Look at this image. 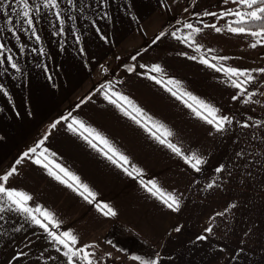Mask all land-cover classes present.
<instances>
[{"label":"crops","instance_id":"1","mask_svg":"<svg viewBox=\"0 0 264 264\" xmlns=\"http://www.w3.org/2000/svg\"><path fill=\"white\" fill-rule=\"evenodd\" d=\"M61 1V9L66 12L64 33H59V21H53L52 16L46 22H36L40 41L27 31L19 40L17 34L12 46L0 38L11 49V53L4 52L5 58L11 54L21 69L17 73L7 61L0 65V84L8 90L5 95L0 89V177L13 166L18 169L6 185L28 191L35 203L54 212L61 225L57 229L50 224L53 230L71 229L81 245L95 241L96 264H139L130 254L146 256L148 249L160 254L161 264L260 261L264 256V166L257 162L251 167L253 175L243 185L240 169H234L233 178L222 179L211 189L207 184L219 176L215 172L218 164L226 163L240 147L248 153V160L264 152V140L260 139L264 137V123H254L264 122V84L260 82L264 74L252 73L256 80L247 87L253 97L245 103L247 96L225 83L224 73L191 59L203 53L209 59L228 57L227 61H218L228 66L264 67V45L253 48L250 36L227 29L218 33L205 27H224L232 18L217 17L220 10L236 6L233 0H108L106 5L100 0H76L75 10L67 0ZM205 11L217 16L193 14ZM68 15L75 19L68 20ZM185 23L202 29L195 35L203 45L200 53L171 35L177 29V36L190 31L183 27ZM96 27L107 39L96 32ZM161 32L165 34L157 40ZM77 35L81 37L79 42ZM21 44L24 51H20ZM80 47L85 48L83 53ZM156 63L164 69L163 75L180 80L195 95L235 116L236 122L247 120L249 127L234 122V131L225 137L211 133L210 126L181 100L150 79L156 73L143 65ZM109 83L113 90L130 96L154 119L167 125L174 133V142L183 149L203 154L207 160L203 170L196 173L109 103L103 95ZM233 95L238 100H232ZM69 115L79 116L105 134L132 163L144 169L146 180L155 179L180 195V211L165 207L135 177L69 131L60 119ZM57 121L55 128L50 127ZM45 135L48 139L44 146L56 153L54 159L75 171L97 193V201L116 209V216H104L94 203L50 177L29 158L31 153L23 156ZM234 200L239 201L238 208L224 212ZM221 212L223 216L216 215ZM0 216V264H64L62 252L52 246L39 226L13 211ZM210 217L215 220L214 234L208 240L197 241L196 237L213 223ZM249 228L252 232L245 236ZM239 249H244L241 259L233 261L230 253Z\"/></svg>","mask_w":264,"mask_h":264},{"label":"snow or ice","instance_id":"2","mask_svg":"<svg viewBox=\"0 0 264 264\" xmlns=\"http://www.w3.org/2000/svg\"><path fill=\"white\" fill-rule=\"evenodd\" d=\"M82 2L83 0H81V3ZM100 3L106 5L108 0H100ZM233 3L236 5L234 8L222 9L219 11L217 18H232L228 20L224 27H219L216 24H205V27H211L218 33L227 29L228 32L233 34H245L250 36L253 38V43L251 45L253 48L257 45H264V0H233ZM67 4L71 6L72 10H75L77 7L76 0H67ZM43 9H47L52 13L54 18L59 21L58 31L59 33H64L66 31L64 27L66 23V12L61 10L59 0H2V3H0V12L3 13L7 20V30L13 34L18 30L30 32L37 41L41 40V36L37 34L36 22L43 18ZM81 11L83 12L84 9L81 8ZM193 14L217 16V13H210L207 11ZM104 15L107 16V12H105ZM67 19L72 20L75 19V17L68 15ZM95 23L96 22L93 21V24ZM183 27L190 31L181 33L177 36V33L180 31L177 29L173 31L171 35L182 40L183 43L189 45V47L194 48L197 53H200L203 45L196 41L195 35L201 33L202 29L194 26L193 23H185ZM95 30L101 33L104 39H107V36L101 32L99 27H96ZM164 34V32H161L156 39L159 40ZM16 39L19 40V36H17ZM80 40L81 37L77 35L76 41L79 42ZM32 50L36 51V49ZM5 51L11 53L10 48H6L3 43H0V65H4L5 61H7L11 69L19 73L21 71L20 65L11 54L7 55L5 58ZM20 51H24L23 44L20 45ZM40 51L43 52V48H41ZM79 51L83 53L85 48L80 47ZM209 51H211V49H209ZM180 54L187 55V53L183 52ZM133 59H135V57H133ZM191 59H199L201 63L224 73L226 76L225 83L231 84L240 94L247 96V100L244 101L245 103L251 102L253 97V93L249 91L247 87L256 80V77H254L252 73L258 72L264 74V67L250 69L247 67H234L218 63V61L221 60L227 61L228 57L226 56H214L209 59L203 55V53H200L199 56L193 55ZM214 60L217 62L214 63ZM143 67H150L152 71L156 73L150 75V79L163 85L172 96L181 100L183 104L191 110L193 115L210 126L211 133L225 137L234 131L236 126L234 123L236 122L235 116L223 112L213 103L195 95L192 91L183 87L180 80L163 75L164 69L160 64L156 63L150 66L143 65ZM128 71H133V68H128ZM143 75H149V73H143ZM49 79H51V77H49ZM260 82L264 84V78H262ZM0 89L4 91L5 95H8V90L4 84H0ZM257 91H259V89H257ZM103 95L104 98L108 100L109 103L115 105L124 116L143 127L155 141L164 145L178 157L182 158V160L196 173H200L203 170V166L207 164L205 156L197 151L183 149L179 143L174 142L173 131L167 125L149 115L145 109L130 96L125 95L121 91L113 90L111 83L108 84ZM231 99L238 100V96L233 95ZM60 119L65 121L69 131L77 134L82 140L87 142L91 148L98 150L107 160L121 168L128 176L135 177L146 192L159 199L165 207L176 212L180 211V195L164 188L155 179L146 180L144 178V169L132 163L130 157L117 148L105 134L91 124L86 123L79 116L69 115L67 118L61 117ZM58 122L59 121L51 124L50 127L55 128ZM236 123L242 128L249 127V122L247 120H241ZM254 123L256 125H261L264 122L255 120ZM47 139L48 136L45 135L34 144L33 147L28 148V150L23 153V156L29 157L31 153L29 158L33 160L36 165L42 166L50 177H53L56 181L71 188L90 203H94L96 208L104 216H116V209L108 203L97 201V193L85 183L75 171H72L69 167L65 166L64 163H59L54 159L56 153L44 146V141ZM237 139L239 140L240 137L237 136ZM260 139L264 140V137H260ZM247 157L248 153L243 147H240L238 151H234L233 156L229 158L226 163L218 164L215 172L218 173L219 176L213 179L211 183H208L207 187L211 189L217 185L218 181L233 178L234 169L241 170L239 173L240 184H246L249 177L253 175L249 169L257 162L261 166H264V152H262L257 159L248 160ZM16 163L18 164L19 161H16ZM229 164L233 166L231 169L229 168ZM225 172H227V176L224 175ZM14 174H18V169L13 166L11 171L5 172L3 176L0 177V213L13 211L17 214H22L27 222L43 229L47 234L48 240L52 242V246L62 252L65 258L64 264H96L95 252L93 251V249L98 247L96 242L93 241L91 244L81 245L78 244V236L74 234L71 229L57 231L50 228L51 224L59 229L61 225L60 219L47 207L35 203L28 191L18 189L15 186L6 185L5 182H8L10 177ZM261 183H264V177L261 178ZM30 201H33V203L30 204ZM238 206L239 201L234 200L225 207L224 212L234 211ZM224 212L216 215L223 216ZM0 219H3V217L0 216ZM209 219L212 220L213 223L208 224L204 228L203 233L196 237L197 241L208 240L209 237L214 234L213 224L215 220L213 217ZM176 231H180V229L177 228ZM251 232L252 229L249 228V231L245 232L244 235L248 236ZM108 243L112 244L113 242L108 241ZM241 243H243V241H241ZM217 247L224 246L217 245ZM120 251L126 250L121 248ZM243 252L244 249H239L235 253H230L231 259L233 261H239ZM20 255H22V253H17V256ZM106 255L110 256L111 253H106ZM130 258L139 262V264H161L159 253L155 254L154 259L146 258L136 253H131ZM215 264H219V260H217ZM251 264H264V256H262L260 261H253Z\"/></svg>","mask_w":264,"mask_h":264},{"label":"rangeland","instance_id":"3","mask_svg":"<svg viewBox=\"0 0 264 264\" xmlns=\"http://www.w3.org/2000/svg\"><path fill=\"white\" fill-rule=\"evenodd\" d=\"M59 2H60L61 7H62V5H63L62 1L59 0ZM0 3H2V0H0ZM42 11H43V18L40 19V20H38V23H40V22H46L47 21V18L50 19V20L52 19V16L53 15H52L51 12H49L47 9H43ZM52 20L54 21V16H53V19ZM23 33H24V31H19L18 30L15 34H13L9 30H7V20L4 17L3 13L0 12V38L2 40L4 39L6 43H11V46H12V43L14 42L13 41V38L16 37L17 34H18V36H20ZM136 254H138V253H136ZM155 254L156 253L152 252L151 249H148V254L145 257L146 258H153L154 259L155 258Z\"/></svg>","mask_w":264,"mask_h":264}]
</instances>
